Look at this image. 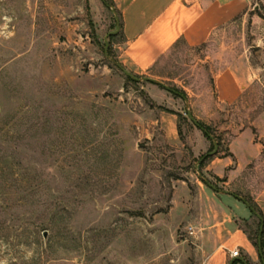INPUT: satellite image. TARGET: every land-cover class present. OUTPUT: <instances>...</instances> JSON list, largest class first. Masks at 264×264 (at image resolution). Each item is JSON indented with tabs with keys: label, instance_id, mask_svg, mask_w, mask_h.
Masks as SVG:
<instances>
[{
	"label": "rangeland",
	"instance_id": "rangeland-1",
	"mask_svg": "<svg viewBox=\"0 0 264 264\" xmlns=\"http://www.w3.org/2000/svg\"><path fill=\"white\" fill-rule=\"evenodd\" d=\"M111 7L0 0V264H229L233 247L219 245L232 224L247 235L256 262L238 247L237 256L260 264L256 215L234 218L219 200L224 193L254 200L264 191V138L250 126L259 115L264 123V0L213 45L180 42L130 72L164 86L116 66L132 71L122 62L120 29L107 37L118 19ZM236 52L247 54L253 80L208 125L223 149L242 126L262 148L228 180L206 169L208 159L200 168L209 141L187 109L200 120L189 98L204 96L212 72ZM165 86L184 90L187 102ZM250 134L230 152L233 166L250 149Z\"/></svg>",
	"mask_w": 264,
	"mask_h": 264
},
{
	"label": "crops",
	"instance_id": "crops-1",
	"mask_svg": "<svg viewBox=\"0 0 264 264\" xmlns=\"http://www.w3.org/2000/svg\"><path fill=\"white\" fill-rule=\"evenodd\" d=\"M121 21V33L124 37L122 62L128 66L129 72L145 70L156 64L164 55L174 50L180 42L195 48L201 45H213L219 31L233 25V20L246 13L256 3V0H110ZM228 63L212 72L210 88L204 96H200L194 103L189 97L192 109L195 106L201 110L199 121L210 124L221 115L226 106L236 103L243 91L253 80L254 72L249 70L247 54L230 56ZM185 92V91H184ZM186 93V92H185ZM187 95V93H186ZM187 102V96L184 99ZM259 115L250 126L255 128L258 137L264 138V123ZM251 131L248 137V151H243L241 160L233 166V157L215 155L209 158L206 169L214 176L231 180L239 175L247 165L256 160L261 153V144L255 139L250 127H240L230 138L226 148L228 152H235L234 146L246 131ZM257 135V134H256ZM208 139L204 142L207 145ZM210 141L208 142V148ZM239 152V151H238ZM238 156V154H237ZM239 157V156H238ZM227 158V159H225ZM224 166L225 171L219 173L216 166ZM229 169V170H228ZM221 205L230 208V216L249 220L252 216L250 208L233 193L222 194ZM262 212L264 236V191L255 194L253 200ZM227 208V207H225ZM228 208V209H229ZM224 221L233 222L231 217ZM230 218V219H229ZM219 229L221 228L218 227ZM220 247L230 246L239 248L246 255L250 263L256 262L255 252L247 235L235 225H231L226 241ZM223 253L220 261L223 263ZM234 260L237 264H244L243 256H229V263Z\"/></svg>",
	"mask_w": 264,
	"mask_h": 264
},
{
	"label": "trees",
	"instance_id": "trees-1",
	"mask_svg": "<svg viewBox=\"0 0 264 264\" xmlns=\"http://www.w3.org/2000/svg\"><path fill=\"white\" fill-rule=\"evenodd\" d=\"M104 3L107 6L111 5V1H109V0H104ZM118 24H119V29H120V33H121V21H120V18H119ZM111 36H113V35H111ZM166 88L173 96L180 97L182 99L186 98V93L184 92V90H182V89H180V88H178L176 86H167ZM167 111L171 112V110H167ZM176 115L178 116V118H182V115L180 113H176ZM195 123H196L195 125L199 129L202 130L203 135L210 141L209 148L207 149L206 153L201 156L202 160L200 161V164H199L200 168H201V166L204 164V162L207 159L212 157V155H209L208 153L211 152L213 150V148H214L213 141H215L217 146H218V150H217V152L214 155H219V154L222 155V156L231 155V153L228 152V149L226 147L224 149L222 148V144H221L222 140H221V138L214 133V130H213V128L210 125L205 124V123H203V122H201L199 120H195ZM210 136H212V138ZM202 180H203L204 183L210 185L215 190L218 189V187L214 183L208 181L206 178H202ZM234 195H237V194H234ZM242 199H244L246 202H248L249 207L254 211V214L256 215V218H257V221H256V233H257L256 238H257L258 233H259V229H260V226H261L262 218H263L262 212L259 209L258 205L252 199L245 198V197H243ZM260 243H261V253L262 254L259 255V260H260V264H264V236H263V231L261 233ZM254 244L257 246V241L254 242ZM237 263H238L237 261H234L232 264H237Z\"/></svg>",
	"mask_w": 264,
	"mask_h": 264
},
{
	"label": "water",
	"instance_id": "water-1",
	"mask_svg": "<svg viewBox=\"0 0 264 264\" xmlns=\"http://www.w3.org/2000/svg\"><path fill=\"white\" fill-rule=\"evenodd\" d=\"M103 2H104V0H103ZM111 9H112V11L114 12V8L111 7ZM118 31H119V24H118V19H116V28H115L114 31L109 32V33L107 34V37H108L109 35H115ZM107 37H105V40H104V41H105V50H106V48H107V46H108V43H107ZM116 66H118V68H120V69L124 72V74H125L127 77H129V78H131V79H133V80H135V81L144 80V81L155 82V83H157V84H161V85H163L160 81L155 80V79H153V78H148V77L138 78V77L134 76L133 74H131L129 71L125 70V69H124L119 63H116ZM163 86H164V85H163ZM165 87H166V86H165ZM187 115H188V116L191 118V120L195 123V119L192 117V115H191V113H190V111H189L188 109H187ZM195 124H196V123H195ZM210 137L212 138V136H210ZM213 144H214V148H213V150H212L211 152L208 153L209 155H214V154L217 152V150H218V146H217V144H216L215 141H213ZM201 159H202V158H201ZM239 198H240V197H239ZM240 200H241L242 202H244V203L248 206V208H250L248 202H246V201H245L244 199H242V198H240ZM250 210H251L252 213H254V211H253L251 208H250ZM262 230H263V222H261V226H260L259 233H258V236H257V249H258V254H259V255L262 254V253H261V243H260ZM233 262H234V260H232L229 264H232Z\"/></svg>",
	"mask_w": 264,
	"mask_h": 264
},
{
	"label": "built area",
	"instance_id": "built-area-1",
	"mask_svg": "<svg viewBox=\"0 0 264 264\" xmlns=\"http://www.w3.org/2000/svg\"><path fill=\"white\" fill-rule=\"evenodd\" d=\"M187 231H188L189 233H193V228H192V226L187 227ZM230 255H231V256H237V255H238V250H237V249H232V250H230Z\"/></svg>",
	"mask_w": 264,
	"mask_h": 264
}]
</instances>
